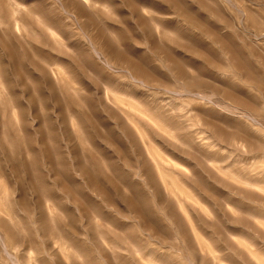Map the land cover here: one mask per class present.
I'll return each mask as SVG.
<instances>
[{
  "label": "rangeland",
  "instance_id": "374dc122",
  "mask_svg": "<svg viewBox=\"0 0 264 264\" xmlns=\"http://www.w3.org/2000/svg\"><path fill=\"white\" fill-rule=\"evenodd\" d=\"M0 264H264V0H0Z\"/></svg>",
  "mask_w": 264,
  "mask_h": 264
}]
</instances>
